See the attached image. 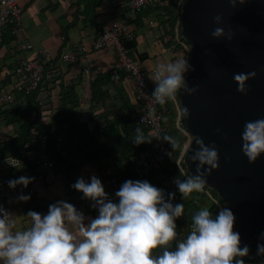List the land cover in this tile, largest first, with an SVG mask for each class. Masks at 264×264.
<instances>
[{
	"label": "clouds",
	"instance_id": "obj_1",
	"mask_svg": "<svg viewBox=\"0 0 264 264\" xmlns=\"http://www.w3.org/2000/svg\"><path fill=\"white\" fill-rule=\"evenodd\" d=\"M235 8L237 2L229 0ZM214 21L221 24L222 17L216 15ZM212 37H227L232 40L234 33H225L221 27L211 32ZM195 69L188 59L160 64L155 72L152 96L158 104L174 99L183 90L193 95L197 88L189 87L186 75ZM257 73H236L237 91L247 95V81ZM185 114L188 109H183ZM134 142L139 145L150 142L140 128L135 130ZM242 151L250 163H254L264 153V118L245 122L242 132ZM162 139L170 143L172 149L180 147L170 136ZM198 146L191 148L190 160L196 164V175L173 182L182 198L193 192H202L207 184L206 176L219 168V153L216 146L205 145L203 139L196 138ZM188 152V146H184ZM205 166H208L205 169ZM34 177L20 176L8 181L10 188L23 185L25 188ZM72 187L91 199L98 216L86 218L74 205L57 201L49 205L45 215L29 211L31 226L23 231H13L8 221V213L0 207V264H244L243 259L250 251L247 245L241 247V236L235 232V216L229 208H222L213 218L207 209L193 216L192 230L179 242L174 250L169 244L176 239V219L183 216L184 205L173 204L175 193L165 199L162 189L147 180H127L115 193L118 203L108 198L102 182L95 176L90 183L79 178ZM30 194H21L19 201H28ZM89 222L86 224L85 220ZM75 231H71L68 225ZM259 240L264 241V232ZM162 248L161 254L153 255ZM257 254L264 255V243L257 244Z\"/></svg>",
	"mask_w": 264,
	"mask_h": 264
},
{
	"label": "water",
	"instance_id": "obj_2",
	"mask_svg": "<svg viewBox=\"0 0 264 264\" xmlns=\"http://www.w3.org/2000/svg\"><path fill=\"white\" fill-rule=\"evenodd\" d=\"M216 15L222 17L219 25ZM180 27L195 69L186 82L197 88L193 95L178 92L181 125L191 136L184 164L192 177L196 175V164L190 160L191 148L198 147L196 138L216 146L219 168L206 176L205 186L233 212V230L241 236V247L250 249L246 257L264 259L257 254V244L264 243L258 239L264 232V153L250 163L242 151L241 135L245 122L264 118V0H244L235 8L229 0H186ZM216 27L234 33L232 40L212 37ZM252 71L257 75L247 81V95L241 94L233 75Z\"/></svg>",
	"mask_w": 264,
	"mask_h": 264
},
{
	"label": "crops",
	"instance_id": "obj_3",
	"mask_svg": "<svg viewBox=\"0 0 264 264\" xmlns=\"http://www.w3.org/2000/svg\"><path fill=\"white\" fill-rule=\"evenodd\" d=\"M79 1L17 0L24 10L22 17L24 32L17 40L11 39L8 34L5 36V46L0 50V92L10 90L11 84L16 82V78L11 77L15 64L22 57L28 58L33 55L32 51L26 49V46L31 44L35 50L47 52V70L58 69L59 73H63L65 85H70L72 82L73 85H76L75 89L79 94L80 101L79 106L74 109L75 113L78 114L82 123H88L92 129L94 124L92 122L89 123L91 118L89 111H91L92 107V82L98 75L112 69L115 63V51L112 47L93 51L87 59H82L78 64L73 65L61 62L60 57L63 53L75 51L82 44L88 47L92 46L103 30L110 28L114 23L124 18L129 17L130 21L133 22L136 17H130L128 14L127 4L129 0H101V4L97 8V25H93L90 22H84L82 15L76 14ZM165 5L166 2H164L163 6ZM181 7L182 5L179 4L176 9L179 15L181 14ZM161 11L163 12L162 9ZM157 12L149 13V15L145 16L141 25H138L137 22L133 23L137 36L136 52L143 59L144 70L152 83H154L152 73L158 69L160 64L187 59L191 56V49L188 48L187 50L178 45L176 32L170 33V26L167 23H163L162 12ZM155 20L159 24L154 23L151 27L157 30L153 32L146 31L144 28L148 25L147 23ZM74 22L76 25L70 28L69 26L73 25ZM161 26L162 28H160ZM85 69H89V74L86 75L84 73ZM82 75L84 78L81 82L79 78ZM124 86L130 88L132 84L128 80L119 84L121 89ZM103 88L110 91V97L104 99V105L107 109V114L112 118V114L120 110L121 99L123 95H126V89L120 92L117 91L118 87L114 86L106 85ZM58 91L56 89L54 93H58ZM16 99L20 103L22 102L23 105L27 103V98L21 95H15ZM9 108L7 106L0 109V151L3 156L2 148L5 142L14 139L19 134L20 129L18 122L12 120L11 114L15 109L12 111L7 110ZM170 111H173L174 119L170 115L167 117L168 122L169 119H173L177 125L179 119L182 118V110L170 104ZM120 114H124V111H121ZM98 167H101V171L98 170ZM116 168L114 161L101 159L97 166L93 167L94 172H90V168L85 167L81 170H75L67 176L53 173L49 176L45 171L41 174L38 171L40 169L31 168L30 165L3 173L4 187L8 190L9 197L2 204V208L9 214L8 219L10 224L13 225L12 229L14 231H23L31 226V218L27 216L29 211L45 215L48 212L49 205L61 200L67 202L69 201L68 198H70L68 203L74 205L86 218H93L91 216L93 207H90V205L94 202L91 199L83 198L84 194L74 189L72 185L79 178H83L90 183V180L86 179V177L92 174L102 182L108 198L112 197V200L119 189L112 181L114 178L116 181L117 178L115 174ZM20 176L34 177L35 179L26 188L23 185H17L14 189L10 188L8 181L18 179ZM21 194H30L31 199L26 202L19 201L18 196ZM88 222L89 220L86 219L85 223L87 224ZM68 227L71 231H75L72 225L69 224Z\"/></svg>",
	"mask_w": 264,
	"mask_h": 264
},
{
	"label": "trees",
	"instance_id": "obj_4",
	"mask_svg": "<svg viewBox=\"0 0 264 264\" xmlns=\"http://www.w3.org/2000/svg\"><path fill=\"white\" fill-rule=\"evenodd\" d=\"M163 1L166 2V5L163 6L164 8L160 7L156 10L150 9L147 12H143L139 16H136L133 22H137L138 25H141L145 16L157 11L162 12V9L163 23H167V25L170 26V33H174L176 24L180 18L179 13L177 14L176 11L177 6L181 1L183 5L186 0ZM100 4L101 0H80L77 3L78 9L76 14L82 15L84 17V22L97 25V8ZM75 25L76 23L74 22V24H71L69 27L71 28ZM8 36L13 40L18 39V37L11 34H8ZM134 36L133 40L126 43V47L133 51V57L138 59L143 65V59L136 52L137 36L135 31ZM3 45L5 46V39ZM76 50L77 49H75V51ZM73 51L74 50H72V52ZM64 54L65 53L60 57L61 62H63L62 57ZM82 59H85V57L80 55L76 64ZM113 73L114 69L112 67L110 71L98 75L92 82V107L91 111H89V116H91L89 123L92 122L94 124L92 129L89 127L88 123H82L78 114L75 113L74 109L79 106L80 101L79 94L75 89L76 85H73V82L70 83V85H65L63 73H59L58 69L51 71L46 69V76L43 84L37 91L31 94L26 95L17 93L14 89L12 93L16 96L21 95L26 97L27 103L23 105L22 102L20 103V101L16 99L12 103L0 107V109H3L9 106L10 108L7 110L10 111L15 109L11 114L12 120L18 122L20 125L19 134L14 139L5 142L2 148L4 156H11L24 160V167L30 165L31 168L40 169L31 161L29 156L31 152H35L33 156H37L38 154L36 153L40 151L39 143L33 136V130L39 129L45 132L49 137L47 154L49 159L54 163L51 170L45 171L40 169L41 171L57 175L65 174L67 176L73 171L78 169L81 170L82 168L89 167V165L97 166L101 159H110L114 161L117 166L115 174L118 180L116 178V184H114L117 188H120L127 180L136 181L137 160L140 154L150 147L151 143L154 141V136L146 129L138 126L137 122L139 115L142 113V105L137 101L132 88L124 86L123 89H121L119 87L121 82L127 81L126 75L124 73L120 74V81L114 82L112 81ZM47 75L51 76L50 80L47 78ZM11 77L13 78V75H11ZM83 78L84 76L82 75L79 80L82 82ZM106 85L118 87L117 91L120 92L126 89V95H123L121 99L122 105L120 110L114 112L112 118L107 114V109L104 105V99L110 97V91L103 88ZM56 89L59 90L58 93H54ZM176 97L179 100L178 92ZM121 111H124V114H120ZM170 115H172L171 118L174 119L173 111H170L169 105V114L165 119V125L168 127L166 135L172 137L180 145V147L172 149L170 143H168L175 155V161L161 170L151 172L140 181L147 180L151 185L158 189H162L165 193L166 200L168 199L169 193H175V198L171 202L174 205L180 203L184 205L183 216L177 218L175 221L177 226L176 239L168 246L170 250H174L175 246L190 234L193 224L192 218L197 212L202 209H207L214 218L220 211L218 206L221 205L222 207V202L224 201L215 191L206 186L202 192H193L189 196L182 198L181 193L173 181L176 178L185 180L192 178V176L187 170L183 159L181 163L186 171L185 174H182L177 165V161L183 155L184 151V136L178 130L173 119H169L168 122L167 117ZM137 128L143 131L145 137L149 139L150 142L139 145L134 142L136 135L135 130ZM100 169L101 167H98V170ZM114 185L112 186L115 187ZM111 198L112 197H109V199ZM92 205L93 204H91L90 207H93ZM93 211L94 207L92 212ZM162 251V248H158L154 250L153 255L161 254ZM237 259H243L244 264L264 263V259L251 260L247 257Z\"/></svg>",
	"mask_w": 264,
	"mask_h": 264
},
{
	"label": "built area",
	"instance_id": "obj_5",
	"mask_svg": "<svg viewBox=\"0 0 264 264\" xmlns=\"http://www.w3.org/2000/svg\"><path fill=\"white\" fill-rule=\"evenodd\" d=\"M182 2V1H181ZM180 2V5H182ZM164 4L163 0H129L128 1V14L130 17L139 16L143 12L150 9H158ZM23 8L20 7L17 0H0V50L4 47L3 42L7 34H11L18 38L24 32L23 26ZM134 22L130 18H124L114 23L110 28L105 29L100 33L97 40L88 47L82 44L76 51L65 53L62 61L65 64L73 65L79 60L82 55L85 59L93 51L102 50L107 47H112L115 51V63L113 66L114 73L112 81H120V74L124 73L127 80L132 84V90L135 94L137 101L142 105V113L138 117V126L146 129L154 136V141L150 147L142 152L136 163V180H142L147 175L155 170H161L172 164L175 161V155L168 145V142L162 139L168 132V127L165 125L166 116L169 114V105L173 104L180 110V102L175 96L174 99L168 100L165 104H158L154 97L151 95L155 84L149 80L147 73L143 69L142 63L133 57V51L126 47V43L134 39ZM150 26L154 25L153 21L149 22ZM177 42L183 48L190 49L187 42L181 35L180 18L175 27ZM26 49L33 52V55L28 58H22L15 64L13 78L16 82L11 84V89L2 91L0 93V107L12 103L15 100V94L12 91L15 89L17 93L31 94L37 91L46 76V60L48 54L42 50H35L31 44L26 46ZM191 55V54H190ZM190 60L189 58H187ZM156 70L153 71L155 77ZM84 73L89 74V69H85ZM187 76V75H186ZM50 75L47 78L50 80ZM177 126L183 130L181 126V119H179ZM184 131V130H183ZM186 132V131H185ZM191 141V136L187 133ZM33 136L39 143V153L33 156L35 152L30 153L31 161L42 170H51L54 166L52 160L49 159L47 154L48 149V135L39 129L33 130ZM189 141V142H190ZM186 152L177 161L182 174L186 171L182 166V159ZM25 166V161L11 156H3L0 151V207L9 197L8 190L4 187L3 173L18 170ZM115 184V179L112 180ZM70 201V198H68ZM113 202L118 203V198L114 195ZM218 209H222L221 205ZM93 218L98 216V209L94 208L92 212ZM9 221V219H8ZM10 223V221H9ZM13 230V229H12ZM14 231V230H13ZM15 232V231H14Z\"/></svg>",
	"mask_w": 264,
	"mask_h": 264
},
{
	"label": "rangeland",
	"instance_id": "obj_6",
	"mask_svg": "<svg viewBox=\"0 0 264 264\" xmlns=\"http://www.w3.org/2000/svg\"><path fill=\"white\" fill-rule=\"evenodd\" d=\"M20 5V4H19ZM20 7L22 8V6L20 5ZM158 13V12H157ZM157 20H155L154 21V23H157V24H159V22H156ZM148 25H146V27L144 28L146 31H148V32H153V31H155V30H157V29H155V28H153V27H151L150 25H149V23H147ZM23 26H24V24H23ZM160 28H162V26L160 27ZM143 32H144V30H142ZM23 42V41H22ZM153 74V73H152ZM153 76H154V74H153ZM177 126V125H176ZM182 129H183V127H182V125L180 126ZM177 128H178V126H177ZM178 130L180 131V133L181 134H183V136H184V141H183V146H185V145H187L188 146V144H189V141H190V138L188 137V135H187V132H185V130L183 131V130H181V129H179L178 128ZM184 149V148H183ZM184 152V151H183ZM93 167H96V165H89V168H90V172H94L93 170ZM187 168V167H186ZM80 170V169H79ZM41 174L44 172V171H40V170H38ZM49 174V176L50 175H52V173H48ZM48 174H46V175H48ZM92 176H94V175H92V174H90V176H85L86 177V179H88V180H90L91 181V177ZM222 207L223 208H228V204H226V203H224V202H222ZM264 264V263H263Z\"/></svg>",
	"mask_w": 264,
	"mask_h": 264
}]
</instances>
